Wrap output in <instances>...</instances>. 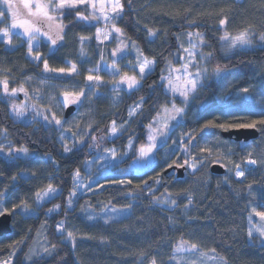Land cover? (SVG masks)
Instances as JSON below:
<instances>
[{
  "label": "trees",
  "instance_id": "1",
  "mask_svg": "<svg viewBox=\"0 0 264 264\" xmlns=\"http://www.w3.org/2000/svg\"><path fill=\"white\" fill-rule=\"evenodd\" d=\"M121 3L124 5L121 18L112 20V24L122 30L125 39L137 43L146 57L154 59V67L138 87L124 94L113 110L108 109L106 99L95 98V123L89 135L71 151L64 152L57 126L15 119L9 99L0 94V138L18 148H27L34 155L22 160L8 158L0 151V194L5 193L3 199L13 215L14 224L12 233L0 236V262L12 256L11 264H151L154 257L157 264H175L170 260L172 250L183 238L198 244L203 251L215 249L214 254L223 257L227 264H264V239L258 233L251 238L247 234L251 209L264 212V148L261 146L254 150L259 154L258 164L246 170L241 179L229 168L223 174L211 172V164L217 161L213 156L182 178L168 177L164 174L167 167L162 165L174 160L178 148L145 173L130 172L107 178L109 182L103 188L80 195L69 206L74 173L84 170V162L94 154L91 148L97 151L116 146L121 151L132 140L134 146L130 156H135L146 139L150 117L170 103L160 79L171 62H179L175 53L180 48L181 33L187 30L202 32L206 41L203 51L212 53L207 61L209 68L214 70L219 65L228 74L234 72L241 76L230 88V93L258 80L264 81V41L259 39L260 34H264V0H121ZM2 5L0 0V12L6 14ZM76 12L86 16L91 14L86 4L77 5L71 12L65 9L62 15L57 12L64 25V39L57 42L54 54L49 52L47 41H41L35 50L41 54V60L29 56L27 41L22 36L13 34L14 46H8L0 39V78L7 76L13 88L26 76L45 77L44 59L51 68H69L75 64L78 71L70 79L77 81L83 82L87 75L96 73L102 58L97 29L103 22L77 20ZM224 17L228 22L221 26L219 21ZM112 24L109 25L111 31ZM7 26L8 17H5L0 20V30ZM249 26L254 33L253 46L228 53L220 40L224 31L236 35ZM150 31L156 34L150 35ZM81 37L86 39L82 41ZM224 82V77L212 76L191 96L186 120L178 124L184 134L192 131L194 139L188 138L186 143L199 142L207 133L201 128L209 120L246 123L264 118L262 109L218 102L217 95ZM137 105H140L139 109L130 116V109ZM194 109L198 116L188 118ZM113 121L126 123V127L109 140L108 131ZM258 129L261 139L264 128L258 126ZM220 131L213 129L211 132ZM93 136L97 139L94 145ZM234 144L241 152L245 149L239 143ZM192 146H189L190 152L179 155L180 162L183 158L193 159L199 151ZM241 152L234 155V165L245 167ZM195 158L199 161L201 156ZM42 159L52 177L24 180V170H28L32 162H42ZM122 169L126 170L125 167ZM154 170H158L162 182L151 189V181L146 178ZM125 176L126 180L123 179ZM119 180L131 183L121 184ZM49 184L58 187V194L38 204L36 193ZM166 194L171 199L164 206L160 202ZM23 203L35 208L36 213L22 217L17 215V210L10 211ZM55 205H60L59 209L49 214L48 210ZM128 205L131 207H126ZM107 207L126 211L120 216L104 218L99 214ZM87 209L98 215L91 217ZM252 215L254 223L259 221L258 216ZM60 224H63L62 231L58 228ZM41 230H45L50 250L53 245L55 250L51 255L37 254L26 262L25 256ZM69 231L73 238L67 236Z\"/></svg>",
  "mask_w": 264,
  "mask_h": 264
},
{
  "label": "rangeland",
  "instance_id": "2",
  "mask_svg": "<svg viewBox=\"0 0 264 264\" xmlns=\"http://www.w3.org/2000/svg\"><path fill=\"white\" fill-rule=\"evenodd\" d=\"M47 0H32V10L35 11V5L37 3H46ZM14 3L16 4V9L18 12V19H35L30 18L27 15V9L23 8L21 0H14ZM89 8V11L92 13L93 9L90 5L86 4ZM105 5L107 7V0H105ZM3 11H6V14H4L3 18L8 17V26L3 29H8L9 34L11 35V39L13 37V34L16 33L19 30H14L10 27L12 23L11 18V12L6 9L5 4L3 3ZM96 12H99V0H96ZM51 15L57 16V12H51ZM2 18V19H3ZM1 20V19H0ZM103 22L100 29V34L98 38L99 43L102 46V58L99 62V64L96 67L97 72L92 73L91 75L99 76L101 77V80L99 82L98 87L92 88L91 92L89 91L88 84L91 82H87L86 79L81 82L77 81L75 79H70V77L75 73H68V74H58V73H46L45 77H40L37 75H29L24 77L21 82L17 85H15L13 88L10 87V79L2 75L3 77L0 78V81L7 80V86H8V93L5 94L3 91V84L0 83V94L6 95V98L9 99L10 107H11V114L15 119L24 121V122H34L38 121L41 123H50L54 124L59 129V139L63 145V150L65 153L69 151H65V148L72 149L77 144L81 143L82 140L88 136L91 126L93 123H95V114H96V106H95V98H102L106 99L108 101V109L113 110L118 103L121 101L122 97L126 92H129L133 89H127L126 85H115L113 84V80H119L122 75L125 73L128 76H135L139 81V85L142 83L143 79L150 73L148 69L145 70V73L141 77V73L138 71V66L140 63H143V60L146 58L148 60H154L153 58H148L144 55L140 47L137 43L133 41H129L125 39L122 35L115 33L110 30L109 25L112 24L111 22L106 23L105 21L101 20ZM56 23H62L60 19L57 21H47V20H40L39 25L43 28L44 31H49V25L52 26L51 33L53 37H55V24ZM105 32L109 33L107 39H105ZM200 33L203 37V44L197 49V57L196 61L199 62L198 66L200 68H206L207 72L204 73V79L202 80V83L205 82L206 79L211 78L212 76L218 78V77H224V84L222 88L220 89L217 99L218 102L229 105V106H242L246 108H252V109H264V81L258 80L253 84L245 85L243 87H240L236 90L234 93H230V88L234 83H236L241 76L238 74L231 72L227 73L225 71H222L219 75H216L214 70H211L207 64L208 59H203L200 52L206 53L203 51V46L205 44V38L204 34L198 30L192 31L187 30L179 35V41H180V48L175 53V59H179V62L177 64H174L173 62L170 63L169 66L181 69L183 64L187 62V55L183 52L182 49L184 48H191V44L189 43V38L187 36V33ZM25 40L26 38L23 37ZM0 39H2L4 42L7 40V37L0 36ZM39 44L41 41H46V38L38 37ZM193 41L196 40V37L192 38ZM27 41V40H26ZM253 41V40H252ZM113 42V43H111ZM7 44V43H6ZM35 41L33 42V52L29 54L30 57L34 58L35 54L37 53L35 50L39 46ZM8 46H14L15 42L12 41V44ZM122 45H127L128 47L124 49L123 52H117L115 55H113V51ZM223 46L225 50L228 53L233 52L237 48H249L253 46V42L251 45L246 46H237L236 48H229L227 43L223 42ZM40 54V53H39ZM41 55V54H40ZM139 56V59L137 58ZM115 61V67L117 69L116 73H111L108 68L113 65V62ZM72 66V65H71ZM70 66V67H71ZM166 70V73L162 76L167 77L169 75L168 68ZM69 67V68H70ZM154 64L150 65V68L153 69ZM64 68V69H69ZM193 72L195 71V68L191 69ZM78 71V70H77ZM4 71H1V73ZM228 74V75H227ZM175 75H180V73H176ZM88 76V75H87ZM52 78V79H51ZM160 82L163 84V92L165 96H168L170 99L169 104H165L161 107L160 110L156 112L155 115H152L150 117V123L152 124L153 128L159 127L158 123H153V118H156L158 121L162 120V114H163V108L167 107L171 109L173 102L176 104L177 107H183L185 108V111L183 113L182 118L177 117L176 120H173L170 122V130L167 133V143H164L165 137H161L157 135V141H156V148L153 150V152L149 155V157L141 158L138 149L142 145H147L149 143L148 136H149V127H147V134L146 139L143 143H141L137 149L135 156H130V154L133 152V146L134 141L131 140V147H129V142L127 143L126 147L119 151L116 146H110L105 147L103 150H95L93 147L91 150H93L94 154L88 158L84 162V170H79V177H77L74 173V179H73V185L72 190L75 191V196H73L72 203L80 196L92 192H96L103 188L104 185H106L109 181L107 178L117 176L119 174L125 175L126 173L135 172V173H145L146 170L149 169V167H155L156 163L158 161H165L167 156H170L174 153L176 149L179 148L178 155L174 158L176 160L179 158V155L181 153H184L182 150L185 145H193L195 146L194 149H200L201 146H206L212 149V156L217 160L216 162H222L223 164L226 163L227 167L232 170L233 174L235 173V169H233L235 161V154H238L241 152L240 149H238L237 145L234 144L229 139L224 138L220 133H216V136L211 135H205L203 136L204 139H201L196 144L194 142L186 143L185 140L189 138L188 134H191L192 131L183 133V128L178 125L181 122H184L186 120V113L188 111V104L190 101L191 96L189 97V101L187 106L182 103V97L180 96L179 92H173L169 89L167 81L161 80ZM138 85V86H139ZM137 86V87H138ZM20 88H24L25 91H19ZM249 89L248 93H244L243 89ZM12 89H17L15 93L12 92ZM81 89L84 90L86 95L89 98L81 97V100L83 101L82 104H68L75 106L74 113L66 118L65 117V109L67 106H64L61 101L63 100V93L64 92H79ZM27 93V95L25 94ZM5 97V96H4ZM245 97H248L247 100H245ZM25 105L27 107V111L23 116H17L15 112L13 111L12 105ZM32 105H35L40 111L44 112L45 115L49 116V119L47 121L43 120L40 116H35V113L33 111ZM133 108H137V106H134L130 109V111ZM139 109V108H137ZM137 111V110H136ZM51 113H55V117L53 118ZM157 113H161V116L158 117ZM132 116V115H131ZM198 116L197 110H191L188 118L194 119ZM54 119L60 120L61 124L57 125L54 123ZM113 123V122H112ZM110 124L108 134L111 131ZM115 124L117 128L119 129V135L123 129L126 127V123H119L115 121ZM183 127V126H182ZM115 136L108 135V139L111 140ZM94 137V136H93ZM91 138L92 145H94L95 142H97V139L95 140ZM3 137L0 138V142L4 146L3 148H0V151L8 158H22V160H28V158L33 157L34 155L28 151L27 153L22 152H16V149L18 147L12 145L10 142L4 141ZM175 142V143H174ZM249 145H246L248 144ZM239 146L245 147V149L241 152L244 156V165L245 167H241L242 170L246 173V170H249L253 166H256L258 163L252 165V164H246L245 161L249 159V153L251 154V159H254L258 161V153H256L255 148L257 146H261L264 148V137L258 138L256 143H250V142H241L239 143ZM11 148L12 152H8V149ZM109 150H115L116 156L113 157L111 155V152ZM230 150V151H229ZM96 151V152H95ZM160 152V156H159ZM207 154H201L200 151H197L194 155V157L198 156H206ZM264 158V157H262ZM43 160V159H42ZM169 160L165 163H163L162 167H166L170 161ZM124 161H127V164L124 165ZM192 160H188L189 164L192 163ZM125 167L126 170L122 169ZM189 167V166H188ZM47 164L46 161L43 160L42 162H32L30 168L28 170H24L22 173L24 180H39L44 179L45 176H48L49 178L52 177L47 172ZM121 170H124L122 172ZM190 172H194L189 167ZM235 176V174H234ZM147 177V176H146ZM236 177V176H235ZM238 178V177H236ZM243 178V177H241ZM240 178V179H241ZM124 180L127 179V176L123 178ZM122 179V180H123ZM151 181V189L157 188L160 183L162 182V179L160 177V174L158 170H154L152 174L148 175V178ZM120 181V180H119ZM53 185V184H51ZM58 189L57 186L53 185ZM48 187V186H47ZM44 188L43 190L39 191L42 192L47 189ZM59 191V190H58ZM5 193L2 192L0 194V210L7 209L5 205V201L3 199V195ZM54 197V196H53ZM50 198H45L42 201H38L36 197V201L38 204L43 203L46 200H49ZM170 195L166 194L164 198L162 197L163 203H161L164 206H167L168 200H170ZM24 204V203H23ZM20 204V205H23ZM27 205V211L23 209V207H12L10 211L14 212L17 210V215L22 217L31 216L36 213L35 208L32 206ZM72 205V204H71ZM54 208V207H53ZM59 208L55 209L58 210ZM112 209H116L113 207H107L105 208L99 215L107 218L111 216H120L123 213H125L126 210L124 209H117L118 211L113 212ZM54 210V211H55ZM90 213L91 217H96L98 214L91 211L90 209H87ZM51 212H49L50 214ZM258 220L256 223L253 222V224H260L261 220L258 217ZM250 227V226H249ZM60 231H62V228H59ZM48 248L50 249V246L48 245L46 239H45V230H41L37 233V236L34 240V245L30 248L29 252L26 254L25 261L30 262L31 259L28 257L31 256L32 258L36 256L37 254L44 253L43 249ZM203 251V250H202ZM208 252V251H204ZM209 256H214L216 259L214 260H200L197 259V264H225V260L221 261L219 256L212 252H208ZM188 260L194 259L195 257H192L190 255H186L185 257ZM13 257H9L3 261L9 262V264L12 263ZM2 261V262H3ZM176 264L175 261L172 260ZM227 264V262H226Z\"/></svg>",
  "mask_w": 264,
  "mask_h": 264
},
{
  "label": "snow or ice",
  "instance_id": "3",
  "mask_svg": "<svg viewBox=\"0 0 264 264\" xmlns=\"http://www.w3.org/2000/svg\"><path fill=\"white\" fill-rule=\"evenodd\" d=\"M2 2L5 4L6 9L11 12V18L12 23L10 27L14 30H19L16 32L17 35L25 37L28 44V52L31 54L33 52V42L35 41L37 44H39L38 37L46 38L47 43L50 45L49 52L54 54L56 51V45L58 41H63L64 36L62 35L64 25L62 23H56L55 24V37H53L51 33L52 26L49 25V31H44L43 28L39 25L40 20H47V21H57L59 17L55 15H51V12H59L61 15L63 14V11L65 9L74 10L77 8V5H83L88 4L93 9L92 13L90 15H83L81 12H76L77 20H83L85 22L91 23L92 21H99L103 20L106 23L111 22L114 19L121 18V13L123 12L124 5L121 3V0H107V7L105 5V0H99V12H96V0H47L46 3H37L35 5L36 10H32V0H21L23 8L27 9V15L30 18L35 19H18V12L16 9V4L14 3V0H2ZM4 16L3 12H0V19H2ZM228 22V18L224 17L219 21L221 26L226 25ZM112 30L120 35H123L122 30L119 27H116V25L112 24ZM100 29H97V37H99ZM150 35H155V31H150ZM109 33L105 32V39H107ZM254 35L253 31L251 30V26L249 28H246L242 31H240L236 35H232L228 31H224V34L220 37V40L227 43L228 47L236 48L237 46H246L252 44V36ZM0 36L7 37V40L5 43L11 45L12 39L11 35L9 34L8 29H2L0 30ZM187 36L189 38V43L191 44V48H184L182 49L183 52L187 55V62L183 64L181 69H176L171 66L168 68L169 75L167 77L162 76L161 80H166L168 87L173 92H179L180 96L182 97V103L185 105V107L188 104L189 97L193 96L198 88L202 86V80L205 78L204 73L207 72L206 68H200L198 66L199 62L196 61L197 57V49L203 44V37L200 33H187ZM193 37H196V40L193 41ZM84 37H81V40L83 41ZM259 39L261 41H264V34H260ZM127 45H122L121 47L115 49L113 51V55H115L117 52H123L124 49H126ZM203 59H209L212 57V53H199ZM139 59V56L137 57ZM35 60H41V55L39 53H36L34 56ZM155 63L154 60H148L144 59L143 63H140L138 66V71L141 73V77L145 73V70L148 69L151 71L150 65H153ZM195 68V71L193 72L191 69ZM108 70L111 73H116L117 69L115 67V61L113 62V65L108 68ZM43 71L46 73H58V74H68V73H77L76 65L73 64L69 69L64 68H51L49 66V63L46 59L43 60ZM224 69L221 66H217L214 69V72L216 75H219ZM176 73H180V75H175ZM101 80V77L94 76L89 74L86 77L87 82L89 83L87 86L89 88V91L91 92L92 88L98 87L99 82ZM0 83L3 84V91L5 94L8 93L9 89L7 86V80L0 81ZM115 85H126L127 89H134L136 88L140 81L135 76H128L126 73L120 77V79L113 80L112 82ZM17 89H12V92L15 93ZM19 91L24 92V88H20ZM244 93H248L249 89L245 88L243 89ZM27 95V93H25ZM63 100L61 103L64 106H67L68 104H82L83 101L81 100V97L89 98L83 89H81L78 93L77 92H64L63 94ZM248 97H245V100H247ZM140 105H137V108H139ZM13 111L17 116H23L25 112L28 110L27 107L23 104L21 105H12ZM33 111L35 113V116L42 117L43 120L47 121L49 119L48 115H45L44 112L40 111L35 105H32ZM137 108H133L130 111V116L135 114ZM185 111V108L183 107H177L176 104L173 102L171 109L164 107L163 108V114H162V120L158 121L156 118H153V123H158L159 127L153 128L152 124H149V136L148 141L149 143L147 145H142L138 151L141 158L149 157V155L153 152V150L156 148V141H157V135L161 137H165L164 143H167V133L170 130V122L173 120H176L177 117L183 116V113ZM52 117H55V113H51ZM262 117H264V109L261 111ZM157 116L160 117L161 113H157ZM54 123L59 125L61 124L60 120L54 119ZM264 128V118H261L259 120H252L251 122L246 123H217L214 120H209L207 123L203 125L201 128V131H204L205 129H220L223 131H230V130H255L258 128ZM7 130L5 129V132ZM119 133V129L117 128L115 121H113L111 126L110 135L115 136ZM189 135V139H194V136L191 134ZM206 135L216 136L215 132H207ZM95 140V137H93ZM201 139H204L202 137ZM175 143V142H174ZM4 146L0 144V148H3ZM129 147H131V141L129 142ZM193 148L195 146H192ZM185 153L190 152L189 145H185L182 149ZM65 151H71L69 148H65ZM111 152V155L113 157L116 156L115 150H109ZM201 154H207L206 156H202L199 161L196 160L195 157H193L192 163L189 164L188 161H185V164H188V166L193 170H197V165L200 164L201 166L204 165V161L209 159L212 156V149L206 146H201L199 149ZM230 151V150H229ZM8 152H12V149L9 148ZM16 152H22L27 153V148H18L16 149ZM251 154L249 153V159L245 161L246 164H256L257 161L254 159H251ZM183 166V165H182ZM171 167V165H169ZM235 169V176L238 178L244 177L245 172L241 169L239 164L234 165ZM231 171V169H230ZM75 175L79 177L80 173L79 170L76 171ZM227 179V178H225ZM113 183H117L116 181H113ZM118 183H131V181H119ZM147 183V181H145ZM58 194V189L54 187L53 185L49 184L47 189L42 192H37L36 197L38 201H42L45 198H52L53 196ZM75 196V191L70 193L68 204L71 206L72 204V197ZM159 199V198H158ZM163 203V201H161ZM171 203L175 204V201H171ZM189 204L192 203V200L189 199ZM14 207H23L25 211H27V205H15ZM60 205H55L54 208L49 209V212L54 211L55 209L59 208ZM128 208L131 207V205L126 206ZM8 209L0 210V216L4 214V212H7ZM113 212L118 211L117 209H112ZM255 214L258 216L261 220L260 224H253V215ZM91 219V217H90ZM249 225L248 228V236L251 238L254 233H258L261 239H264V212L257 211L256 208L251 209V213L248 216ZM58 228H63V224L58 225ZM67 236L69 238H73V233L71 231L67 232ZM55 250V245L52 246V249L44 248L43 252L51 255V252ZM212 253L215 252V249L210 250ZM173 255L170 257V260H173L176 262V264H197V259H200L202 261L204 260H214L216 257L209 256L208 252H204L201 250L200 246L196 243H192L190 241L184 240L181 238L174 246ZM141 256L144 254L141 253ZM186 255H190L192 257H195L194 259L188 260L186 259ZM29 259H32L31 256L28 257ZM221 261H224L223 257L219 258ZM0 264H9L7 261L0 262ZM151 264H157L156 259L153 257L151 260ZM226 264V262H225Z\"/></svg>",
  "mask_w": 264,
  "mask_h": 264
},
{
  "label": "water",
  "instance_id": "4",
  "mask_svg": "<svg viewBox=\"0 0 264 264\" xmlns=\"http://www.w3.org/2000/svg\"><path fill=\"white\" fill-rule=\"evenodd\" d=\"M75 111L74 105H69L65 109V117H70ZM213 129H205L202 132H211ZM221 135L229 139L233 142L239 141H250L253 139H258L261 135L260 130L257 128L255 130H230V131H223L221 130ZM178 177H183L185 175V170L187 168L186 165L183 166H176ZM170 170V167L167 168V171ZM210 170L216 174H223L226 172L227 168L220 162H214L210 166ZM14 231V224H13V215L11 212L7 211L4 212L2 216H0V236L5 234H10Z\"/></svg>",
  "mask_w": 264,
  "mask_h": 264
},
{
  "label": "flooded vegetation",
  "instance_id": "5",
  "mask_svg": "<svg viewBox=\"0 0 264 264\" xmlns=\"http://www.w3.org/2000/svg\"><path fill=\"white\" fill-rule=\"evenodd\" d=\"M220 134H221V131H220ZM250 141H253V140H250ZM250 141H244V140H242V141H239V142H233V141L232 142L233 143H241V142H245L246 143V142H250ZM220 163H222V162H220ZM169 165H171V167H170V170L167 171V168H169ZM182 165H184V164L181 163L178 159H176L174 161H170L169 164H168V166H166L167 168L164 170V174L167 175L168 177H172L173 179L182 178V177H178L177 170L175 168L176 166H182ZM223 165H225L226 168L228 169V167H227L226 164H223ZM188 173H190V171H189V167L187 165V168L185 170V175L188 174Z\"/></svg>",
  "mask_w": 264,
  "mask_h": 264
}]
</instances>
